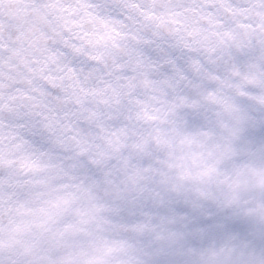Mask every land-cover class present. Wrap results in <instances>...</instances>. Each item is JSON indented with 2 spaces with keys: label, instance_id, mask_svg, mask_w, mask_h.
I'll use <instances>...</instances> for the list:
<instances>
[{
  "label": "snow or ice",
  "instance_id": "snow-or-ice-1",
  "mask_svg": "<svg viewBox=\"0 0 264 264\" xmlns=\"http://www.w3.org/2000/svg\"><path fill=\"white\" fill-rule=\"evenodd\" d=\"M0 264H264V0H0Z\"/></svg>",
  "mask_w": 264,
  "mask_h": 264
}]
</instances>
